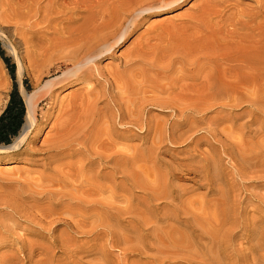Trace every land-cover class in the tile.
<instances>
[{"label":"bare ground","instance_id":"1","mask_svg":"<svg viewBox=\"0 0 264 264\" xmlns=\"http://www.w3.org/2000/svg\"><path fill=\"white\" fill-rule=\"evenodd\" d=\"M108 1L15 0L0 15L18 20V83L25 63L37 72L0 158L24 159L50 125L36 169L0 171V248L16 246L0 264H264V0L209 1L119 55L187 0ZM24 227L38 241L15 238Z\"/></svg>","mask_w":264,"mask_h":264},{"label":"rangeland","instance_id":"2","mask_svg":"<svg viewBox=\"0 0 264 264\" xmlns=\"http://www.w3.org/2000/svg\"><path fill=\"white\" fill-rule=\"evenodd\" d=\"M210 1V2H209ZM228 4L232 6H238L240 9L248 8L249 6L253 5L252 0H227ZM208 3L207 7L206 4ZM109 3L108 0H100V6L106 7V5ZM218 3V4H217ZM15 0H0V15L3 10H9L14 7ZM203 7L207 8V13H210L208 10H220L222 11V1L220 0H187L182 5L180 4L174 9L165 10L161 12H156L148 17L147 21L142 23L140 25L139 29L133 32L130 36V40L120 49L117 51V55L129 50L133 43H137L141 38L145 37L147 34H149L154 27L160 26V25H166V26H174L179 25L180 23L185 22V20H188V16H192L194 14L199 13L200 10H202ZM231 7L229 6L224 10L225 14H229L231 12ZM207 18V15L205 16ZM18 21V20H16ZM16 21H10L11 24L4 23L2 18L0 19V25L4 27L1 28L0 31L3 32L6 37L0 38V51L3 54V59L0 56V116L4 114L7 105L10 100V94L13 89V85H16V90L24 104L23 101V93H30L35 89V79L34 76L37 75L36 71H31L30 68H27V64L25 63V69L23 70L22 75L20 76V80L18 83V78L16 76L17 74V62L15 57L10 53V50L8 49V39L7 37L11 38L13 40L12 34V28L14 27L13 24H16L19 26ZM7 27L8 29H5ZM4 59L8 61L9 66H7L4 62ZM119 64V61L117 59H109L106 58L102 61V66L107 65L110 67L116 66ZM12 67L11 71L10 68ZM11 74L14 75V78H11ZM46 80L43 81L45 83ZM73 89H65L59 92L60 97H65L69 95L70 92H72ZM41 100V99H40ZM42 108L44 109V103H41L38 107V110ZM152 116H159L160 113L157 110H152L150 113ZM24 117H25V104H24ZM24 117L23 122L19 126V128L16 130V132L10 134V140L8 143H0V147L8 146L13 143L15 138L19 135L22 125L24 123ZM244 119H241L239 122H241ZM50 130V125H47L42 128L39 133H36L37 135L35 137H32V135H29V138L26 142L27 149L29 150L28 155H23L22 160H11L8 161L4 154H0V156H3L0 158V171L5 170H19V169H36L35 164V158L37 155L35 154L36 151H39L42 142L45 138H47L46 134ZM34 132V131H33ZM34 136V135H33ZM3 158V159H2ZM182 185L192 186L189 182H180ZM250 214H253L252 212ZM36 232L29 228L24 227L23 229H19L16 231L15 238H17L19 241H38V238L36 236ZM10 243V242H9ZM239 246L243 249L247 248L249 246L248 242H242L239 241ZM16 249V246L12 243L6 244L5 246L0 248V254L9 253Z\"/></svg>","mask_w":264,"mask_h":264},{"label":"trees","instance_id":"3","mask_svg":"<svg viewBox=\"0 0 264 264\" xmlns=\"http://www.w3.org/2000/svg\"><path fill=\"white\" fill-rule=\"evenodd\" d=\"M0 56L3 59V54L0 51ZM4 62L9 66L8 61L4 59ZM10 71L12 67H9ZM11 78L14 75L11 74ZM24 117V104L16 90V85H13V89L10 94V100L3 115L0 116V143H8L10 140V134L16 132L19 126L23 122Z\"/></svg>","mask_w":264,"mask_h":264}]
</instances>
